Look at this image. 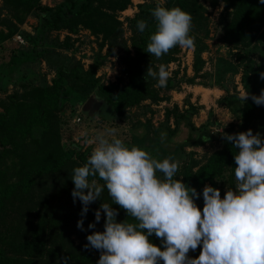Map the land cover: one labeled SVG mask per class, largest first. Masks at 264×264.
<instances>
[{"label":"trees","instance_id":"trees-1","mask_svg":"<svg viewBox=\"0 0 264 264\" xmlns=\"http://www.w3.org/2000/svg\"><path fill=\"white\" fill-rule=\"evenodd\" d=\"M129 1L60 0L47 5L40 0H0V76L7 78L4 86L7 81L16 79L18 82V87L0 96V264H97L99 260L100 251L85 248V245L87 235L104 230L103 211L95 229H89L88 225L95 221L94 213L102 200L108 203L111 200L105 189L101 199L89 205L84 217L85 230L77 228L82 203L78 198L73 201L71 192L74 184L71 176L73 169L83 166L89 156L81 150L80 143L71 142L69 147L64 148L59 142L61 92L68 87L84 96L95 90L115 110L145 98L154 101L158 98L159 89H175L178 84L170 76L166 87H156L157 81L150 77L145 81L144 74L148 66L158 71L159 64L166 65L172 59L175 47L159 59L145 51L152 34L150 29L156 25L152 12H145L143 19L147 27L143 32L138 28L132 29L131 52L126 49L122 59L125 79L117 78L105 83L99 81L95 69L101 55H97V59L87 69L70 61L59 64L49 81L29 80L22 83L18 73H21V63L41 56L39 47L45 44L52 31L76 32L82 26L92 33H101L102 38H108L120 28L116 11L125 8ZM165 1V7H180L192 16L190 35L195 38L193 65L194 70H197L199 54L205 46L202 38L207 35V20L201 0ZM210 1L214 3L216 0ZM222 1L224 5L221 16L227 18L222 38L231 44L248 46L246 51H254L252 53L256 54L255 60L250 59L246 65L241 80L249 93L259 95L261 89H264V79L259 76L264 72V2ZM30 13L36 18L31 32L20 29V24ZM136 17L131 18L134 24ZM16 31L20 32L26 45L21 48L9 46L7 54L2 52L5 41ZM176 112L177 119H182L188 127L184 143L198 144L220 134L216 148L201 162L191 160L189 153L174 177L197 190L200 195L194 199L202 210V190L205 185L218 188L222 198L227 188L233 189L235 186L234 156L238 149L224 139L222 131L212 134L206 129L201 130L192 123L188 113ZM168 116L166 112V132L175 133L178 120H174V126L168 129ZM225 128L223 131L228 134L252 129L253 134L259 132L264 138V105H256L251 98L244 103L241 101L239 118L234 123H228ZM158 129L159 126H156L153 130L157 133ZM155 140L156 136L153 135L151 143L136 146L162 160L164 155L153 145ZM178 154L176 157L179 158ZM46 179L50 180L47 187L43 182ZM41 189L48 191L40 198L35 197L34 192ZM53 197L55 202L52 201ZM112 207L118 211L117 221L134 222L119 205L113 203ZM149 239L163 247L155 234ZM201 247L195 251L190 250L188 255L198 257ZM158 264H163V261Z\"/></svg>","mask_w":264,"mask_h":264},{"label":"clouds","instance_id":"clouds-1","mask_svg":"<svg viewBox=\"0 0 264 264\" xmlns=\"http://www.w3.org/2000/svg\"><path fill=\"white\" fill-rule=\"evenodd\" d=\"M152 15L156 25L145 50L149 55L159 59L176 46H195L190 13L157 4ZM146 27L144 20L137 21L140 32ZM157 67L158 71L148 66L143 79L150 77L157 81L156 87H166L170 72L165 64ZM259 76L264 79V72ZM238 98L264 105V89L259 95L245 90ZM223 129L224 139L238 149L236 185L227 188L223 198L218 188L205 185L202 210L195 203L197 190L174 179L179 162L173 157L161 160L144 148L129 147L114 128L95 136L86 163L73 169L71 195L82 203L77 221L82 231L89 205L101 199L105 189L111 200H102L95 221L88 225L95 229L103 211L104 230L87 235L85 245L100 251L97 264H264V138L252 129L234 134ZM113 203L134 222L117 221ZM153 234L163 247L151 242ZM199 246V256L190 257L189 251Z\"/></svg>","mask_w":264,"mask_h":264},{"label":"rangeland","instance_id":"rangeland-1","mask_svg":"<svg viewBox=\"0 0 264 264\" xmlns=\"http://www.w3.org/2000/svg\"><path fill=\"white\" fill-rule=\"evenodd\" d=\"M58 1L60 0H40L47 5ZM201 3L207 20V35L202 38L205 46L199 54L198 65L195 62L197 70H194L193 65L194 47L185 49L176 46L172 59L166 63L170 76L178 84L176 88H161L156 100L141 99L119 110L113 109L95 90L80 96L78 91L65 87L60 95L61 110L58 113V137L62 147H69L71 142L80 143L81 150L90 156L95 136L105 129L114 128L117 137L129 147L151 143L150 140L155 135L153 145L164 158L173 157L180 165L189 153L191 160L201 162L219 145L220 134L202 143H184L188 127L182 119H177L176 111L188 113L192 123L201 130L206 129L212 134L219 133L223 128L225 130L228 123H234L239 118L241 100L238 97L246 90L241 80L242 73L250 59L255 60L256 54L252 53L254 51H246L248 46L231 44L222 38L225 32L224 22L227 19L221 16L224 5L222 0H216L214 3L201 0ZM157 4L165 7L166 1L130 0L125 8L116 11L120 28L108 38H102L101 33H92L82 26L76 32L52 31L45 44L39 47L41 56L21 63L19 81H49L55 67L68 61L87 69V66L97 59V55L102 56L95 69L99 81L105 83L117 78L125 79L122 59L126 49L131 52L132 29H136L137 21L144 20V13L152 12ZM133 16H138L136 24L131 21ZM35 23L36 18L30 13L20 24V29L31 32ZM154 31L155 28L150 29V32ZM14 34L22 38L20 32L16 31ZM12 36L5 41L2 52L6 54L9 46L21 48L26 45L23 38L21 41H15ZM5 80L6 77L0 76V96L18 87L16 79L7 81L4 86ZM166 112L169 114L168 129H172L174 120H178L175 133L166 132ZM156 126H159L157 133L153 130ZM43 182L47 187L50 180ZM47 191L36 190L35 197L40 198ZM52 201L55 202L54 197Z\"/></svg>","mask_w":264,"mask_h":264},{"label":"built area","instance_id":"built-area-1","mask_svg":"<svg viewBox=\"0 0 264 264\" xmlns=\"http://www.w3.org/2000/svg\"><path fill=\"white\" fill-rule=\"evenodd\" d=\"M12 39L15 40V41H21L22 40V38L18 34H14L12 36ZM76 119H78V118L76 117Z\"/></svg>","mask_w":264,"mask_h":264}]
</instances>
